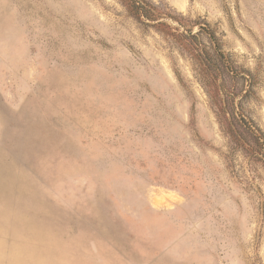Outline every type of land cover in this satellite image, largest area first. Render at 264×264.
Here are the masks:
<instances>
[{"label": "rangeland", "instance_id": "374dc122", "mask_svg": "<svg viewBox=\"0 0 264 264\" xmlns=\"http://www.w3.org/2000/svg\"><path fill=\"white\" fill-rule=\"evenodd\" d=\"M147 1L0 0V264H264V0Z\"/></svg>", "mask_w": 264, "mask_h": 264}, {"label": "trees", "instance_id": "16d2710c", "mask_svg": "<svg viewBox=\"0 0 264 264\" xmlns=\"http://www.w3.org/2000/svg\"><path fill=\"white\" fill-rule=\"evenodd\" d=\"M125 6L127 7L128 11L137 19H142L146 22L157 24V26H161V28L169 29L170 25L166 22L160 21L161 12L159 11L158 7L147 1V0H122ZM170 19L173 21H177L178 27L181 28V31L177 33V37L180 38L184 46L188 51H190L194 57L200 62L202 66V71L206 75L207 83L210 89L213 91L214 96L219 101V107L223 112L224 116L226 114V103L228 100L226 98L222 99L220 97V83H218V78L221 77V74L224 70H226L229 75L232 77H236L237 75L244 76L243 73H239L237 71H233L231 66L225 61L224 54L215 46V52L210 53L207 51L202 45L198 38V34L189 28H185L187 26V22L184 21L181 17L177 15H168ZM199 29L205 28L203 25L198 26ZM176 35V33H174ZM213 45L215 41H213ZM223 63V67L220 65ZM231 69V71H230ZM223 85V84H222ZM233 102V109L238 108V104L236 101ZM243 122L245 123V127H247L250 132L254 133V138L256 139L257 146L263 145V138L261 137L262 132L260 129L255 127L252 122L246 119L244 116H241ZM226 123L229 129L232 131L234 129V118H226ZM234 134V133H233ZM264 150V146H263Z\"/></svg>", "mask_w": 264, "mask_h": 264}]
</instances>
